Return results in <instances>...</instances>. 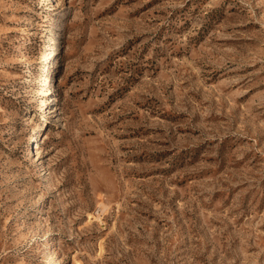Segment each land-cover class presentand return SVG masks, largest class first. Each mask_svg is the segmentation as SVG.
Returning a JSON list of instances; mask_svg holds the SVG:
<instances>
[{"label": "rangeland", "instance_id": "374dc122", "mask_svg": "<svg viewBox=\"0 0 264 264\" xmlns=\"http://www.w3.org/2000/svg\"><path fill=\"white\" fill-rule=\"evenodd\" d=\"M49 258L264 264V0H0V264Z\"/></svg>", "mask_w": 264, "mask_h": 264}, {"label": "bare ground", "instance_id": "6f19581e", "mask_svg": "<svg viewBox=\"0 0 264 264\" xmlns=\"http://www.w3.org/2000/svg\"><path fill=\"white\" fill-rule=\"evenodd\" d=\"M27 32V31H26ZM30 32H32V31H30ZM34 35H36V33L35 32H33V33H30V36H34ZM31 38V37H30ZM21 56L22 57H24L25 56V51H23L22 52V54H21ZM52 83V82H51ZM50 86V85H49ZM43 95L44 96H47V95H50L49 94V91L48 90H46L45 92H43ZM42 95V96H43ZM51 96V95H50ZM45 100V99H44ZM43 99H41V101H39L40 102V106H42V105H44V103H45V101H44ZM53 100H56V99H53ZM53 108H55V106L53 107ZM55 112H57V110H55V111H53L52 113H55ZM32 117H35V114L34 115H32ZM32 117H28V118H26V119H24L25 121H27V120H31V118ZM41 136V135H40ZM43 137V136H42ZM42 137H39V139H37L36 140V145H34V143H32V144H30L29 145V150L27 151V154H33V152H34V149L36 148H40V142H41V140H42ZM102 206V205H101ZM39 210V209H38ZM49 264H50V258H49V260L47 261Z\"/></svg>", "mask_w": 264, "mask_h": 264}]
</instances>
